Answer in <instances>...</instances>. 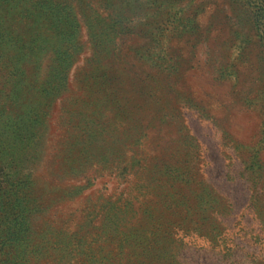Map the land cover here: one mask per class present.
I'll return each mask as SVG.
<instances>
[{"label":"rangeland","instance_id":"obj_1","mask_svg":"<svg viewBox=\"0 0 264 264\" xmlns=\"http://www.w3.org/2000/svg\"><path fill=\"white\" fill-rule=\"evenodd\" d=\"M87 26L109 36L96 45ZM50 73L41 175L65 194L45 220L99 264H264V0H0V102L21 113ZM67 137L93 155L83 178L55 157ZM102 200L115 208L88 234L79 221ZM31 215V235L1 220L0 264L68 262L66 247L39 259Z\"/></svg>","mask_w":264,"mask_h":264},{"label":"trees","instance_id":"obj_2","mask_svg":"<svg viewBox=\"0 0 264 264\" xmlns=\"http://www.w3.org/2000/svg\"><path fill=\"white\" fill-rule=\"evenodd\" d=\"M56 14L53 19L57 21ZM87 27V31L89 30L90 36L95 39L93 43L96 45H100L97 43H101L104 36H109V29L106 26L98 28ZM38 93L39 100L37 102L36 100L29 102L21 113L18 112L16 114L12 113L16 110V107L11 106L12 104L9 102L10 100L16 101L13 94L1 95L3 100L0 102V133L2 131L6 132L4 142L2 143L6 146L5 149L11 153V168L6 171L0 170V184L2 177L5 181H2V183L4 182L7 188H10V201L12 200V202L0 214V222L2 219H8L10 223H14V227L18 225L24 226L25 231L31 235L32 232L29 227L31 217L33 216L31 214H39L40 217L37 220L41 222L39 224L40 232L37 236L38 242L33 246L37 247L36 245H39L42 251L39 259L45 255L50 258L57 252L60 254L62 247H66L71 252V257L65 264H99L95 261V258L90 256L93 250L90 249V253H87L89 244L83 238H78L77 233H74L73 236H64L68 234L65 225H58L52 220L44 219L52 207L56 205L57 193L65 194V191H61L55 183L46 184L41 175V165L48 148V109L51 108L57 98L56 74L53 73L50 77H47L44 86L37 92V97ZM6 102L9 104H6ZM90 115H95V112H90L88 120L91 119ZM77 117H80V115ZM30 130H34V133H30ZM90 137L91 132L88 133L86 141L91 151L93 143L97 139L93 138L90 141ZM59 146L60 150L58 155L55 152V157L56 159L58 158L59 166L63 167L62 170L65 168L64 173H69L71 178L85 177L86 171H88L90 164L94 161L93 155L87 154V151H84L80 141L71 142L68 140V137L63 138ZM134 166L135 164L133 163L131 172ZM51 174L52 179H57L56 172ZM80 189L79 186H75L69 188L67 191L70 194H75ZM107 205H111L112 209L115 208L114 204H106V201L102 200L99 205L96 204L92 208L84 210L83 219L79 221V225H87L92 230L88 234H93L98 230V226H94L98 215L96 211H99L100 207L107 209ZM103 215L106 217L107 212ZM102 221L103 216L100 214L98 222L102 224ZM14 235L12 234V237ZM62 259L59 258L60 261ZM9 261V263L12 262V260Z\"/></svg>","mask_w":264,"mask_h":264}]
</instances>
